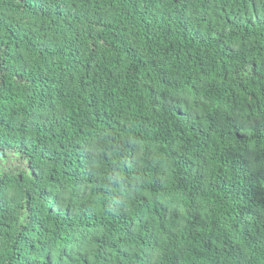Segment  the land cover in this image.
<instances>
[{
    "label": "trees",
    "instance_id": "1",
    "mask_svg": "<svg viewBox=\"0 0 264 264\" xmlns=\"http://www.w3.org/2000/svg\"><path fill=\"white\" fill-rule=\"evenodd\" d=\"M0 149V264H264V0H0Z\"/></svg>",
    "mask_w": 264,
    "mask_h": 264
},
{
    "label": "rangeland",
    "instance_id": "2",
    "mask_svg": "<svg viewBox=\"0 0 264 264\" xmlns=\"http://www.w3.org/2000/svg\"><path fill=\"white\" fill-rule=\"evenodd\" d=\"M250 72L248 68L242 75L246 76ZM30 173L27 161L21 158L20 153L16 151H5L0 149V175L4 172H12L14 174L18 172Z\"/></svg>",
    "mask_w": 264,
    "mask_h": 264
}]
</instances>
